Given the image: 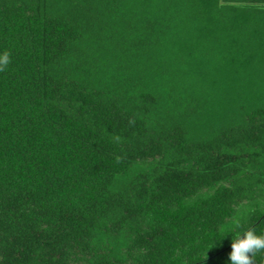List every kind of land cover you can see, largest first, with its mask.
I'll list each match as a JSON object with an SVG mask.
<instances>
[{
    "label": "trees",
    "instance_id": "16d2710c",
    "mask_svg": "<svg viewBox=\"0 0 264 264\" xmlns=\"http://www.w3.org/2000/svg\"><path fill=\"white\" fill-rule=\"evenodd\" d=\"M4 52L0 264H225L238 212L264 231V0H0Z\"/></svg>",
    "mask_w": 264,
    "mask_h": 264
},
{
    "label": "clouds",
    "instance_id": "9594fccd",
    "mask_svg": "<svg viewBox=\"0 0 264 264\" xmlns=\"http://www.w3.org/2000/svg\"><path fill=\"white\" fill-rule=\"evenodd\" d=\"M9 63L10 54L8 52L0 53V71ZM260 207L264 209V204L260 205ZM255 211V208H250L245 212H238L233 217L231 226L227 228L223 236L225 237L229 233L233 234L231 251L226 258L225 264H254L255 258L264 254V231H258L256 227H245L249 215ZM220 231H224V229H220Z\"/></svg>",
    "mask_w": 264,
    "mask_h": 264
}]
</instances>
